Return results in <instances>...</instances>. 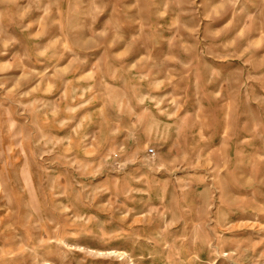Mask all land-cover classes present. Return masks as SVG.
<instances>
[{"label":"rangeland","instance_id":"obj_1","mask_svg":"<svg viewBox=\"0 0 264 264\" xmlns=\"http://www.w3.org/2000/svg\"><path fill=\"white\" fill-rule=\"evenodd\" d=\"M0 264H264V0H0Z\"/></svg>","mask_w":264,"mask_h":264}]
</instances>
